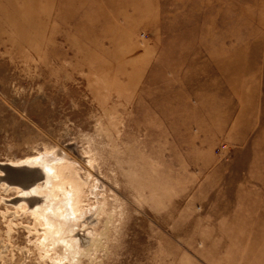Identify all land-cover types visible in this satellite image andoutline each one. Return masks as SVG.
<instances>
[{
  "label": "rangeland",
  "instance_id": "rangeland-1",
  "mask_svg": "<svg viewBox=\"0 0 264 264\" xmlns=\"http://www.w3.org/2000/svg\"><path fill=\"white\" fill-rule=\"evenodd\" d=\"M0 264H264V0H0Z\"/></svg>",
  "mask_w": 264,
  "mask_h": 264
},
{
  "label": "bare ground",
  "instance_id": "bare-ground-1",
  "mask_svg": "<svg viewBox=\"0 0 264 264\" xmlns=\"http://www.w3.org/2000/svg\"><path fill=\"white\" fill-rule=\"evenodd\" d=\"M26 162L32 165H39V168L46 175V180L42 186H34L29 189L16 187L17 190L20 189V192H22V197H16L15 199L34 202L38 200L39 195H46L45 204L36 202V207L32 209L33 211H30L32 218L43 222L44 228L41 230L44 231V240L42 244L51 238V240L63 245L68 255H66V258L70 256L79 259L87 248V244L84 243L86 240L83 239L84 236L82 237V232L87 230V225L85 224L86 221H82L81 214L76 209L73 191H66L63 187H55L54 185V182L59 178L57 168L60 162H55V160L48 161L42 156L26 159ZM59 195L61 197L58 199ZM90 236L89 233L86 237H88V241L91 244L92 238L90 240Z\"/></svg>",
  "mask_w": 264,
  "mask_h": 264
},
{
  "label": "water",
  "instance_id": "water-1",
  "mask_svg": "<svg viewBox=\"0 0 264 264\" xmlns=\"http://www.w3.org/2000/svg\"><path fill=\"white\" fill-rule=\"evenodd\" d=\"M9 167H13V166H11V165H8ZM39 170L41 171V176H43V179H44V181L46 180L45 178H46V175H45V173H44V171L41 169V168H39Z\"/></svg>",
  "mask_w": 264,
  "mask_h": 264
}]
</instances>
